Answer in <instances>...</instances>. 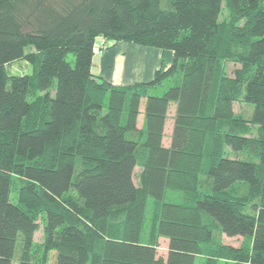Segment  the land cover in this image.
Instances as JSON below:
<instances>
[{
    "label": "trees",
    "instance_id": "16d2710c",
    "mask_svg": "<svg viewBox=\"0 0 264 264\" xmlns=\"http://www.w3.org/2000/svg\"><path fill=\"white\" fill-rule=\"evenodd\" d=\"M100 37L174 59L115 84L92 69ZM18 246V264H264V0H0V264Z\"/></svg>",
    "mask_w": 264,
    "mask_h": 264
},
{
    "label": "crops",
    "instance_id": "0c3cea01",
    "mask_svg": "<svg viewBox=\"0 0 264 264\" xmlns=\"http://www.w3.org/2000/svg\"><path fill=\"white\" fill-rule=\"evenodd\" d=\"M159 49L150 46L140 45L134 42L118 41L113 46L98 53V61L93 58V68L97 64V72H93L106 77L115 84H129L136 81L150 80L157 69L167 67L171 59L164 61L159 56ZM155 53V61L149 63V53ZM170 52V54H169ZM163 51V55L172 56V52ZM157 54V55H156ZM162 55V56H163ZM161 59V61H160ZM10 73H32L33 66L27 60L15 61L7 66ZM171 129V134H172ZM166 135V129H165ZM167 139V138H166ZM166 146L170 145L169 139H163Z\"/></svg>",
    "mask_w": 264,
    "mask_h": 264
},
{
    "label": "rangeland",
    "instance_id": "374dc122",
    "mask_svg": "<svg viewBox=\"0 0 264 264\" xmlns=\"http://www.w3.org/2000/svg\"><path fill=\"white\" fill-rule=\"evenodd\" d=\"M225 16L226 17L229 16V12H228V10L226 8H224V11H223V13L221 15V18L225 17ZM150 47L152 49L153 48L159 49V51H158L159 53L158 54H159V56L161 55V58L164 61H168L169 59H171V62H172V60L174 59V53H173L172 50H170V49H162V48L154 47V46H150ZM164 50H165V52L171 51L172 52V56L169 57V55H166V53L163 55V51ZM155 53H152V52L149 53V57H148L149 63L155 61V59H156ZM95 54H96L95 55V62H97L98 58H99V55H98V53H95ZM169 54H170V52H169ZM68 59L71 62H74V54L73 53H69ZM160 61H161V59H160ZM229 65H230L229 71L232 74L233 73V68L235 67V65L233 63H230ZM93 70H94V72H97V64H95ZM179 76H180V70L172 78L165 79L161 85H158L156 88L151 89V94L162 95L165 92V90L170 85L175 84L176 78H178ZM145 100H146V98L143 99V102H142V105H141L142 112L139 115V124H140V126L144 125ZM250 105L246 104L245 102H235L234 103V110L236 112H242L243 111V112H245V114H247V111L250 109ZM175 111H176V103L173 102V103H171V106L169 108V116H168V119L166 121V127H165L166 135L164 136L165 140H167V139H169V141L171 140V133L170 132H171V129H173V125H174ZM136 170H138V167H137ZM240 183H243V182H240ZM163 201L176 202V203L184 202L185 201V192L183 190L168 189L166 194H165V196H164V198H163ZM154 204H155V199L153 197H150L148 205H147V212H146V217H147V219H146L147 221L146 222L147 223H146V226H145V230L143 231V235H142V239L144 241H147V233H148L147 229H148V224H149V221H150V217H151V214H152V211H153V208H154ZM34 239L37 241V243H39V242H41L43 240L42 226L35 232ZM224 241L226 243L238 246V245H240L242 243L243 237L239 236V235H237V236H227V235H225L224 236ZM167 246H168V238L167 237H161L160 238V245H159V248H158L159 255H163V256L167 255ZM19 251H20V247L18 246L17 250H16V253H15L16 256L13 259L12 264H18L17 255H18ZM55 259H56V253H55V251H52L50 256H49V260H48L47 264H54L55 263ZM196 264H200V257L197 258V263Z\"/></svg>",
    "mask_w": 264,
    "mask_h": 264
},
{
    "label": "built area",
    "instance_id": "2783aa9c",
    "mask_svg": "<svg viewBox=\"0 0 264 264\" xmlns=\"http://www.w3.org/2000/svg\"><path fill=\"white\" fill-rule=\"evenodd\" d=\"M109 43L107 40L103 37H100L94 45L95 52H103L107 47Z\"/></svg>",
    "mask_w": 264,
    "mask_h": 264
}]
</instances>
